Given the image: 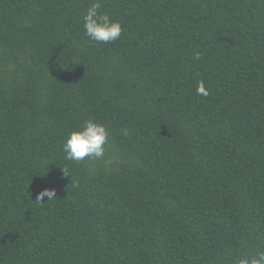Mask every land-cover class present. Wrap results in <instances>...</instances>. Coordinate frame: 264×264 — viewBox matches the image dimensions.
Wrapping results in <instances>:
<instances>
[{"label":"trees","instance_id":"16d2710c","mask_svg":"<svg viewBox=\"0 0 264 264\" xmlns=\"http://www.w3.org/2000/svg\"><path fill=\"white\" fill-rule=\"evenodd\" d=\"M94 2L118 40L86 36ZM89 119L108 129L104 155L67 160ZM44 188L57 197L41 204ZM256 251L264 0H0V264H236Z\"/></svg>","mask_w":264,"mask_h":264},{"label":"clouds","instance_id":"9594fccd","mask_svg":"<svg viewBox=\"0 0 264 264\" xmlns=\"http://www.w3.org/2000/svg\"><path fill=\"white\" fill-rule=\"evenodd\" d=\"M83 27L85 34L91 41L98 43H109L118 40L122 34V25L119 21H114L107 13L100 11V4L94 2L89 5L83 15ZM201 53L196 52L194 59L199 60ZM197 94L207 96L208 90L203 81L197 85ZM108 129L91 119L86 120L82 125L71 130L62 150L65 158L69 161H81L85 157L100 158L105 153V145L108 141ZM63 175L69 173L66 168H62ZM48 197V201L57 197L56 189L44 188L36 194L35 200L38 203H44V197ZM236 264H264V251H256L255 254L239 255L236 258Z\"/></svg>","mask_w":264,"mask_h":264}]
</instances>
